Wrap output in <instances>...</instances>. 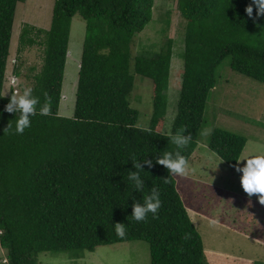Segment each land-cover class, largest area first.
Returning <instances> with one entry per match:
<instances>
[{"label": "trees", "instance_id": "trees-1", "mask_svg": "<svg viewBox=\"0 0 264 264\" xmlns=\"http://www.w3.org/2000/svg\"><path fill=\"white\" fill-rule=\"evenodd\" d=\"M25 1L0 0V245L5 264H40L42 254L92 253L138 241L150 245L151 264H210L177 187L178 175L165 183L163 165L153 160L152 167L143 166L144 194L157 187L161 207L155 217L149 213L137 222L132 204L142 202L143 194L132 189L127 172L135 171L133 156L153 159L175 151L174 134L191 137L180 149L190 161L210 94L218 86V68L228 58L233 71L264 84V17L255 18V7L253 17L247 16L251 0H178L188 25L178 110L168 135L162 131L173 41L157 58L132 56L136 36L153 20L155 0H55L51 28L27 25L20 40L21 53L36 45L44 48L32 89L49 111L37 112L31 126L15 134L7 129L15 125V114L4 111L15 92L5 96L4 89L16 11ZM76 15L86 22V37L75 116L68 119L59 110ZM132 71L154 83L149 129L138 127L139 112L130 103ZM247 143L244 136L214 129L209 149L235 169ZM117 223L125 224L124 237L117 236Z\"/></svg>", "mask_w": 264, "mask_h": 264}, {"label": "rangeland", "instance_id": "rangeland-1", "mask_svg": "<svg viewBox=\"0 0 264 264\" xmlns=\"http://www.w3.org/2000/svg\"><path fill=\"white\" fill-rule=\"evenodd\" d=\"M54 4L55 0H26L18 5L5 96H9L11 91L19 94L26 87L32 88L35 75L41 72L44 48L36 45L21 53L20 40L27 25L47 31L51 28ZM187 25L178 10V0H155L152 22L136 36L132 45L133 59L140 56L157 58L168 41H173L168 112L162 131L168 135L174 126L183 82ZM85 37L86 22L76 15L72 22L59 110V116L63 118L72 119L75 116ZM17 72L20 76H16ZM132 73L135 77V90L130 103L139 112L138 127L149 129L153 114L154 83L136 75L134 71ZM217 75L218 86L210 94L205 113L206 123L199 134L198 148L189 161L187 173L178 175L177 187L187 203L190 218L202 235L209 263L264 264V204L259 202L258 194L249 196L244 192L240 182L242 173L227 166L209 149L214 129H223L249 140L242 158L264 154V84L233 71L230 58L221 64ZM245 163L241 161L240 166ZM208 206L212 217L216 219L224 216L227 225L202 217V213L208 215ZM255 219L262 224L258 232L251 228ZM228 226L239 228L248 235L233 232L235 230L227 231ZM251 234H256L253 235L256 239H262H252ZM208 248L217 254L212 259L208 256ZM6 256L0 245V264H5ZM40 264H151V250L147 242L138 241L101 247L92 253L42 254Z\"/></svg>", "mask_w": 264, "mask_h": 264}, {"label": "clouds", "instance_id": "clouds-1", "mask_svg": "<svg viewBox=\"0 0 264 264\" xmlns=\"http://www.w3.org/2000/svg\"><path fill=\"white\" fill-rule=\"evenodd\" d=\"M253 7L256 9V17H264V0H251L245 8L247 16L253 17ZM39 105V108L37 107ZM4 111L15 114V125L8 124L7 129H12L15 134H23L24 130L31 126V117L37 112L41 115L48 113L47 103L41 105L40 98L33 95V89L26 87L19 94H12ZM191 137L181 134H174L170 143L176 145L175 151H163L153 156V159H147L146 156L137 158L133 156L132 161L135 171H128L127 180L132 189L142 193V202L132 204V219L140 222L146 220L149 213L155 217L161 207L160 190L152 186L147 194H144L145 180L142 177L143 166H153V160L159 165H163L168 170V177L164 179L168 183L173 175H185L189 170V160L184 156L180 149L186 147ZM246 161L241 167L240 162ZM236 170L242 173L240 177L241 186L249 196L258 194V200L264 204V154L251 155L246 158L236 160ZM128 184V186H129ZM117 236H125V224L117 223L114 225Z\"/></svg>", "mask_w": 264, "mask_h": 264}, {"label": "crops", "instance_id": "crops-1", "mask_svg": "<svg viewBox=\"0 0 264 264\" xmlns=\"http://www.w3.org/2000/svg\"><path fill=\"white\" fill-rule=\"evenodd\" d=\"M248 142H249V140H248ZM247 144H248V143H247ZM246 147H247V146H246ZM245 149H246V148H245ZM244 151H245V150H244ZM241 158H242V157H241ZM210 213H211V210H210V207L208 206V215L202 213L201 216L204 217V218H207V219H209V220H214V222L219 223V224H221V225H227V220H226V218H225L224 216H219V218L214 219ZM205 220H206V219H205ZM257 222H258L257 219H255V220L252 221V225H251V228H252L253 230L256 229V230H255L256 232L260 231V228H259V227L262 226L261 223H257ZM216 225H217V224H216ZM228 229H229V230L223 228L224 231H225V230H227V231H233V230H235V231H233V232H237V233H239V234H244L245 236L248 235L246 232H244L243 230H241V229H239V228H235V227H232V226H228ZM261 229H263V227H262ZM246 234H247V235H246ZM253 235H256V234H251V238H252V239H255V240H261V239H262V238L256 239V237L254 238ZM262 240H264V239H262ZM206 255H207V254H206ZM215 255H217V254L214 253V252L212 251V249H209V248H208V256L212 259V256H215ZM80 260H81V259H80ZM210 264H211V263H210ZM222 264H223V263H222Z\"/></svg>", "mask_w": 264, "mask_h": 264}]
</instances>
